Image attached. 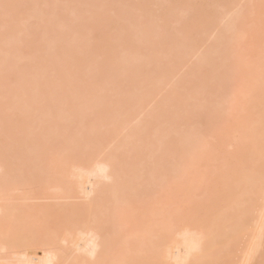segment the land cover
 <instances>
[{
	"label": "bare ground",
	"instance_id": "obj_1",
	"mask_svg": "<svg viewBox=\"0 0 264 264\" xmlns=\"http://www.w3.org/2000/svg\"><path fill=\"white\" fill-rule=\"evenodd\" d=\"M211 88L264 96V0H0V264H264L254 97Z\"/></svg>",
	"mask_w": 264,
	"mask_h": 264
},
{
	"label": "rangeland",
	"instance_id": "obj_2",
	"mask_svg": "<svg viewBox=\"0 0 264 264\" xmlns=\"http://www.w3.org/2000/svg\"><path fill=\"white\" fill-rule=\"evenodd\" d=\"M237 89H238V90H237ZM237 89H236L237 91L235 90L237 94L234 93V90H233V92L231 91V93H230V90H226V89H225L226 91H228V92H225L224 89H223V90L221 89L222 91L225 92V93H224V92L220 91L219 89H218V90H216V89L214 90V89H212V88L209 89L206 93L209 92L208 94H210V95H214V94H215V95H216V94L218 95L219 92H220L219 95H221V96L224 95V97L226 96V97H228V98H229V96H230V99H233V98L238 99L239 97H241V98H239L238 100H244V99H245V100H244V105H245V103L247 104L246 101H248V100L250 101V98H249L250 94H249V92H251V91L246 90V91H248V93L246 92V94H243V93L245 92V90H244V91L241 90V91H243V93H242V92L240 91L239 88H237ZM210 91H211V93H210ZM216 91H218V93H215ZM221 92L224 93V94H222ZM239 92H241V93L239 94ZM253 92H254V91H253ZM253 92H251V93L253 94ZM227 93H229V94H227ZM257 93H258V92H257ZM259 93H260V92H259ZM208 94H206L205 96H208ZM242 94L244 95V97H242V96H243ZM247 94H248L249 96H248ZM252 94H251V95H252ZM254 94H256V92H255ZM254 94H253V95H254ZM228 95H229V96H228ZM234 95H235V96H234ZM238 95H239V97H237ZM241 95H242V96H241ZM260 95H261V93L255 95V96H252V97H254L253 99H252V97L250 96L251 99L255 102V104H257V106H256L257 108L255 107V104L251 101V102L253 103L252 105H253L254 108L252 107L251 104L248 105L249 108H247V107H248L247 105L244 106V107H246V108H243V106H241V107L239 106V108L236 109V111L239 110L240 113H238V111L236 112L235 110H232V111H230L229 113L227 112L228 115L231 113V114H233V115L230 114V115H231L230 117H233V118L236 117V118H237V117H239V114H240L241 116H240V118H238V119L240 120V119H243L242 116L247 118L248 115H247V116H245V115H246L247 112L249 111V112H250V113H248L249 116H250V114H251V116H250L251 121H250V122H252V125L255 124V127L251 125L252 128L257 129V127H260V126H261V128L264 129V127H263L264 124L261 125L262 121L264 120V118H263V117H264V111H263V110H264V107H263V106H264V105H263V103H264V99L262 98V97H264V96L261 95L262 97H260ZM256 96H257V97H256ZM247 97H248V98H247ZM258 97H259V99H260L259 102L261 103V101H262V104L259 103V105H260L261 108L258 106V103H256V102H258V101H256V100H258V99H257ZM242 98H244V99H242ZM255 98H256V99H255ZM241 102H243V101H241ZM262 107H263V108H262ZM241 108H242V109H241ZM252 108L255 109V110H253ZM240 109H241V111L244 109V110H243V111H244V114H243V112L240 111ZM246 109L248 110L247 112H246ZM249 109H250V110H249ZM259 109H261V111H260ZM233 111H235V112H233ZM251 111H252V113H251ZM256 111H257V112H256ZM245 112H246V113H245ZM253 112L255 113V115H254ZM259 112H262V113H263V116H262L261 113H259ZM235 113H236V114H235ZM234 114H235V115H234ZM236 115H238V116H236ZM256 115H257V116H256ZM253 116H254V117H253ZM255 116H256V117H255ZM259 116H260V118H259ZM261 117H262V118H261ZM248 118H249V117H248ZM254 119H256V120H254ZM257 119H259V120H257ZM262 119H263V120H262ZM239 120H238V121H239ZM253 120H254V121H253ZM257 121H259V122H257ZM254 122H255V123H254ZM256 122H257L258 124H257ZM263 122H264V121H263ZM253 123H254V124H253ZM256 126H257V127H256ZM261 128H259V129H260L259 132H260V131H261V132L264 131L263 129L261 130ZM243 149H244V148H243ZM243 149H242V151H243ZM245 149H246L247 151L244 150V151H243L244 154L247 153V154L249 155V153H248V149H249V148L246 147ZM245 152H246V153H245ZM226 153H227V152H225V154H226ZM228 154H230V153L228 152ZM228 154H227V156H230V155H231V154H230V155H228ZM244 154H243V155H244ZM247 154H246V155H247ZM246 155H245L244 157H246ZM250 157H251V155H250ZM250 157H249V158H250ZM247 158H248V157H247ZM258 167H259V166H257V168H258ZM257 168H256V169H257ZM257 170H259V169H257ZM20 191H22V190H20ZM20 191H19V192H20ZM19 192H17L18 195H20ZM17 193H16V199L18 200L19 198H21V197H20L21 195L18 196ZM22 193H23V191L21 192V194H22ZM17 197H19V198H17ZM78 197H80V196H78ZM78 197H76V198L73 199V200H77ZM81 198H82V197H81ZM19 200H21V199H19ZM35 200H37V199H35ZM38 200H40V199H38ZM42 200H43V199H42ZM44 200H45V199H44ZM46 200H48V199H46ZM49 200H50V199H49ZM51 200H52V199H51ZM78 200H79V199H78ZM81 200H82V199H81ZM255 201H256V203L260 202V203H258V204H259V209H260V211L262 212V211L264 210V207H263L264 204H262V202H263L264 200H255ZM261 201H262V202H261ZM258 204H256V205L258 206ZM256 205H255V207H256ZM261 205H262V206H261ZM260 207H261V208H260ZM262 207H263V210H261ZM256 208L258 209V207H256ZM256 211H258V210H256ZM255 213H257V212H255ZM259 213H260V212H259ZM259 213H257V214H259ZM257 214H256V217H259L260 215H257ZM261 214H262V213H261ZM263 214H264V213H263ZM254 217H255V215H254ZM256 217H255V218H256ZM255 218H254V219H255ZM255 220H256V219H255ZM257 220H258V219H257ZM257 220H256V222H257ZM256 222H255V223H256ZM254 225H256V224H254ZM254 225H252V227H253ZM252 227H250V228H252ZM250 228H249V229H250ZM253 229H255V227H254ZM253 229H252V230H253ZM250 231H251V229H250L249 231H247V232L249 233ZM253 231H255V233H253ZM253 231L250 232V233H252V236H249V238L247 237L248 234H246V237H247V239H249V240H247L246 237L243 238V240H246V242H245L246 244H247L250 240H252V241H250V243L253 242V240H254L253 238L256 237L255 235H256V232H257V231H256V230H253ZM250 233H249V234H250ZM253 234H255V235H253ZM254 236H255V237H254ZM254 241H255V240H254ZM242 242H243V241H242ZM243 245H244V244H242L241 246L244 247ZM246 246L248 247V245H245V247H246ZM242 247H241V248H242ZM245 247H244V249H245ZM247 247H246V248H247ZM240 251H241V250H240ZM240 251H239L238 253H240ZM243 252H245V250H244V251L242 250V255H244ZM239 255H241V254H239ZM237 256H238V255H237ZM241 257H242V256H241ZM241 257H240V258H241ZM240 258H239V260H241ZM236 259H237V258H236ZM237 260H238V259H237Z\"/></svg>",
	"mask_w": 264,
	"mask_h": 264
}]
</instances>
